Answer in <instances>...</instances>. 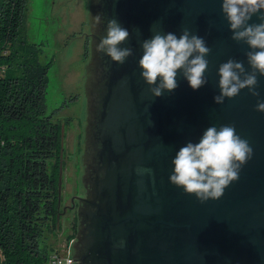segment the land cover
<instances>
[{"label":"water","instance_id":"water-1","mask_svg":"<svg viewBox=\"0 0 264 264\" xmlns=\"http://www.w3.org/2000/svg\"><path fill=\"white\" fill-rule=\"evenodd\" d=\"M98 13L104 23L96 25ZM89 14L92 80L81 192L72 199L78 204L72 264H264V113L255 110L264 102V76L257 74L258 97L245 88L214 103L221 63L232 58L250 70L248 48L231 39L221 0H89ZM113 18L130 33L119 45L133 49L123 64L96 50ZM259 22L256 15L249 21ZM185 28L210 49L207 83L193 90L178 74V87L154 98L140 76L141 42L154 31L179 36ZM225 124L253 155L219 199L201 203L169 182L171 161L209 126ZM61 181L60 164L57 228L69 208L61 206Z\"/></svg>","mask_w":264,"mask_h":264},{"label":"trees","instance_id":"trees-1","mask_svg":"<svg viewBox=\"0 0 264 264\" xmlns=\"http://www.w3.org/2000/svg\"><path fill=\"white\" fill-rule=\"evenodd\" d=\"M28 9L29 0H0V264H46L59 250L63 124L47 111L53 61L27 38Z\"/></svg>","mask_w":264,"mask_h":264},{"label":"clouds","instance_id":"clouds-1","mask_svg":"<svg viewBox=\"0 0 264 264\" xmlns=\"http://www.w3.org/2000/svg\"><path fill=\"white\" fill-rule=\"evenodd\" d=\"M221 12L232 33L231 39L248 48L245 57L250 70L245 69L243 61L232 58L219 65V94L213 97L217 105L245 88L250 95L258 97L257 74L264 76V0H221ZM254 15L259 23H249ZM94 20L96 25L104 23L100 13ZM129 35L117 19H108L106 36L100 38L96 50L111 61L123 64L133 54L131 47H119ZM140 47V76L154 98L160 97L165 90H175L178 74L193 90L207 83L204 73L210 49L203 37L191 34L187 28L179 36L173 32L154 31ZM255 110L264 113V102L258 100ZM252 155V147L236 133L233 125L209 126L198 142L188 141L175 153L169 182L186 194H194L201 203L216 200L231 182L239 179L241 167Z\"/></svg>","mask_w":264,"mask_h":264},{"label":"rangeland","instance_id":"rangeland-1","mask_svg":"<svg viewBox=\"0 0 264 264\" xmlns=\"http://www.w3.org/2000/svg\"><path fill=\"white\" fill-rule=\"evenodd\" d=\"M90 28L89 0H29L25 21L27 38L40 48L43 61H53L48 73L46 101L48 113L53 112L54 118L63 124L62 206H67L78 193L79 153L83 149L92 80L91 50L85 56L86 47L90 48L87 40ZM74 220L71 212L59 219L55 245L64 254L70 249L68 242L73 236Z\"/></svg>","mask_w":264,"mask_h":264},{"label":"built area","instance_id":"built-area-1","mask_svg":"<svg viewBox=\"0 0 264 264\" xmlns=\"http://www.w3.org/2000/svg\"><path fill=\"white\" fill-rule=\"evenodd\" d=\"M73 238L69 240L68 247L71 249ZM68 249V253L64 254L62 251L57 250L49 254L46 260V264H72L71 250Z\"/></svg>","mask_w":264,"mask_h":264},{"label":"flooded vegetation","instance_id":"flooded-vegetation-1","mask_svg":"<svg viewBox=\"0 0 264 264\" xmlns=\"http://www.w3.org/2000/svg\"><path fill=\"white\" fill-rule=\"evenodd\" d=\"M87 40L90 41L89 38H87ZM89 51H90V49H89ZM85 56L87 57L88 55H86V53H85ZM80 192H81V191H80ZM80 192H79L78 195H80ZM61 193H62V192H61ZM78 195H74V196L71 197L70 202H69V204L67 205L69 208H68L64 213H61V212H63V211H62V209H60V213L63 214V215H60V217L65 216L68 212H71V213H74L75 218H77V217H76V214H77V207H78V204H77V201H76V200H73L74 203H72V199H74L73 197L78 196ZM61 206H62V205H61ZM63 206H64V205H63ZM65 206H66V205H65ZM73 223H74V221H73ZM73 227H74V225H72V228H73Z\"/></svg>","mask_w":264,"mask_h":264}]
</instances>
